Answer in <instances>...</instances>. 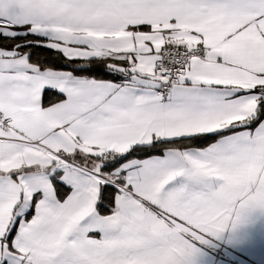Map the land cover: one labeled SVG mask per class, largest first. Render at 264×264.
Returning <instances> with one entry per match:
<instances>
[{"label": "snow or ice", "instance_id": "obj_1", "mask_svg": "<svg viewBox=\"0 0 264 264\" xmlns=\"http://www.w3.org/2000/svg\"><path fill=\"white\" fill-rule=\"evenodd\" d=\"M264 214V0H0V264H210Z\"/></svg>", "mask_w": 264, "mask_h": 264}, {"label": "crops", "instance_id": "obj_2", "mask_svg": "<svg viewBox=\"0 0 264 264\" xmlns=\"http://www.w3.org/2000/svg\"><path fill=\"white\" fill-rule=\"evenodd\" d=\"M237 233V242L220 241L208 250L210 264H264V214H251Z\"/></svg>", "mask_w": 264, "mask_h": 264}]
</instances>
